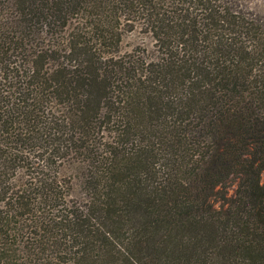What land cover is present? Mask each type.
<instances>
[{"label": "trees", "instance_id": "1", "mask_svg": "<svg viewBox=\"0 0 264 264\" xmlns=\"http://www.w3.org/2000/svg\"><path fill=\"white\" fill-rule=\"evenodd\" d=\"M248 1L0 2V264H264Z\"/></svg>", "mask_w": 264, "mask_h": 264}, {"label": "rangeland", "instance_id": "2", "mask_svg": "<svg viewBox=\"0 0 264 264\" xmlns=\"http://www.w3.org/2000/svg\"><path fill=\"white\" fill-rule=\"evenodd\" d=\"M3 1H5V0H0V2H3ZM248 4L253 9V12H255L257 14L264 15V0H249ZM2 14H4V12H3V7L0 3V18L2 16ZM133 20L134 19L132 17H130V19L127 21L128 24H132ZM151 46H152V39L148 35H146L143 32V30L139 28V26H136L133 30L125 31L123 33L118 49H119L120 53H123V52H130L133 49H138L140 47L141 48H143V47L151 48ZM62 168L65 169L66 173L72 174L71 168L68 167L67 165H63ZM262 176H264V174ZM72 187H73V191H74V193H72V195L74 197L78 196L79 195V192H78L79 187H78L76 180H72Z\"/></svg>", "mask_w": 264, "mask_h": 264}]
</instances>
